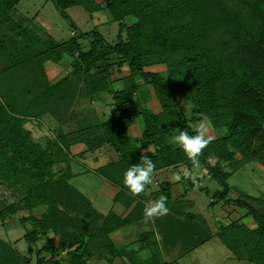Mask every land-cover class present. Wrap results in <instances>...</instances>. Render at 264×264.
<instances>
[{"label": "trees", "instance_id": "obj_1", "mask_svg": "<svg viewBox=\"0 0 264 264\" xmlns=\"http://www.w3.org/2000/svg\"><path fill=\"white\" fill-rule=\"evenodd\" d=\"M20 0H0V182L21 196L0 201V223L17 211L46 206L40 218H20L30 224L20 254L0 240V264H168L159 250H182L186 255L216 237L237 261L264 264V199L248 195L231 198L228 177L253 162L264 172V0H45L68 22L71 35L57 41L32 18L16 13ZM82 7L89 15L106 11L116 23V40L106 43L96 29L81 33L66 9ZM133 22L127 25L126 18ZM88 39L86 50L80 40ZM70 58V70L51 83L47 62ZM113 78V68L120 74ZM162 67L163 73L150 71ZM120 81L114 90L113 81ZM177 97L182 110L178 109ZM96 104L108 111H100ZM190 113L189 119L184 112ZM204 118L215 134L199 157L205 171L200 185L181 178L187 189L207 192L205 178L215 181L209 205L221 203L244 210L254 228L235 221L211 234L207 223L175 209L169 181L133 196L124 186L126 170L142 164V155L156 165L155 173L192 164L171 134L187 130ZM138 118L140 134L127 127ZM44 125L52 134L36 141L26 124ZM47 124V125H46ZM82 144L85 152L107 146L116 158L95 169L117 189L113 203L129 211L101 214L68 180V148ZM141 144L151 152L142 154ZM185 193V191H184ZM167 197L166 216L147 222L133 247H116L109 234L144 221L145 200ZM250 203L259 207L253 208ZM142 225V224H141ZM159 236V240L156 239ZM42 244L34 248L37 241ZM62 257V262L59 260Z\"/></svg>", "mask_w": 264, "mask_h": 264}, {"label": "rangeland", "instance_id": "obj_2", "mask_svg": "<svg viewBox=\"0 0 264 264\" xmlns=\"http://www.w3.org/2000/svg\"><path fill=\"white\" fill-rule=\"evenodd\" d=\"M100 1L101 0H97V2ZM15 10L16 13L20 14L21 16H24L27 19L32 18L39 26H41L45 30L46 34H48L50 37L57 41H66L71 35L68 22L59 16L57 9L50 1L20 0L15 6ZM65 12L69 19L77 27V30L81 33H87L94 28L97 32L101 34L106 43L112 44L113 42H115L117 26L116 23L109 21V17L106 11H99L93 15H89L82 7L77 6L68 8ZM125 22L128 25L133 22V19L131 17L126 18ZM79 43L81 49L86 50L88 45V39L80 40ZM70 61V58L65 57V59L59 64L47 62L44 65L45 73L51 82H55L70 70ZM112 70L113 78H119L120 76H123L127 73L125 66L121 68L120 74H118L114 68ZM150 71L164 74L162 67H152L150 68ZM111 87L114 90L119 89L120 81H113ZM177 103L178 109L182 110L181 101L178 97ZM184 115L187 119H189L190 113L188 111L184 112ZM131 122L132 123L130 124H132L133 126L139 124L138 118H134ZM203 122L206 121L202 117L197 120L193 118L188 123V125L191 130H197L199 125ZM25 127L29 129L31 137L36 141H41V139H43L44 137L52 136L47 127L42 124L37 125L35 123H32L30 125H26ZM133 128L134 127H131L130 131L133 132ZM178 134L179 133L173 132L171 134V137ZM208 134L212 137V139L215 137V134L211 131L209 126ZM171 137H169V142ZM82 149L84 148L82 147ZM139 149L141 150L142 154H147L151 152V149H149L145 144L142 146L140 145ZM146 149L148 150V152L146 151ZM114 154L115 153L113 152L111 156H114ZM99 158L102 159V154L99 155ZM86 160L91 161V156L87 155L85 157H77L74 159V161L83 165L86 164ZM101 162L104 161L102 160ZM185 169L186 168L182 165L179 166V168L174 171V175H169V178L171 180H175L174 176L177 173L181 174V177H183V172ZM189 171H191L192 174L196 177L201 176L205 172L201 167L199 169L192 168ZM92 172L94 177L100 178V176L96 173L95 170ZM162 173L163 172H159V174H153L152 180L155 178V176H159V179H154V181H152V183L150 184L151 187L148 185L149 188H154L155 184L165 179L163 176L167 175L161 176ZM68 181V183L74 189H76L77 191L78 189H80L78 185L79 182H81V179H79L77 176L76 178L70 176V180ZM227 184L230 187L228 196L231 198H236L239 195H248L250 197H260L264 199V172L260 169V167H258L257 164L253 162L241 164L238 169L228 177ZM202 186L207 189V192L197 191L195 187L188 190L186 184L177 185L174 183V185L170 188V198L171 200H175L176 198L182 199L178 205L174 206L175 209L180 210L181 212L191 213L203 219L207 223V228L209 229L211 234L216 233L220 226H224L232 221H235L237 223H243L248 228H254L253 222L249 218L244 217V210L238 209L230 205L225 206L221 203L215 204L214 206L209 205L211 192L218 189V185L215 181L205 178L202 182ZM101 195L102 193L99 191L96 195V199L100 200ZM20 196V194H18L13 189L11 190L9 186L6 185L4 182H0V200L3 199V204L15 202ZM148 199L150 198H147L145 200L146 205ZM150 204L151 203H149V205ZM250 205L253 208L259 210V207L256 204L250 203ZM45 210L46 206L38 205L32 207L29 211L21 210L15 212L11 216H8L4 221L3 225H1L0 223V240L8 242L12 247H14L18 251V253L24 255L27 245L22 239V235L24 234V230L31 231V229L29 223L21 225L18 223V220L27 216L38 219L41 217L42 214H44ZM96 211L101 212L97 209ZM126 213L124 212L122 213V215L119 216H124ZM145 226L146 224L144 221L138 224H133L127 229V232H130L128 233L129 235H127L126 232H122L118 236L119 238H117V240L122 239L123 241L121 242V245L127 244L125 246H127V249H130L133 247L132 244L135 240L136 234L144 230V228H146ZM156 239L159 240L158 235H156ZM111 240L115 244V239ZM11 242H13V244ZM41 244V240L37 241L34 245V248H38ZM165 252V250H159L162 259H164L168 264H247L245 260L237 261L232 258L231 253L221 244V242L216 237H212L209 241L205 242L204 244H202L192 252L187 253L186 255L181 254L182 250H167V253ZM59 260L61 261V263H63L61 256H59ZM119 262V259H113L110 264H119ZM33 263L34 256L31 255L28 259V264ZM88 264L107 263L102 259H92L88 261Z\"/></svg>", "mask_w": 264, "mask_h": 264}, {"label": "crops", "instance_id": "obj_3", "mask_svg": "<svg viewBox=\"0 0 264 264\" xmlns=\"http://www.w3.org/2000/svg\"><path fill=\"white\" fill-rule=\"evenodd\" d=\"M93 14H95V13H92L91 15H93ZM48 80L50 81L49 78H48ZM51 83H53V82H51ZM95 107L98 110H100V111H108L109 110V108L107 106H104V105L96 104ZM131 121L129 122V125L127 127L128 134L131 137H136V136H138L140 134V131H141L142 127L139 124L133 126L132 124H130V123H132ZM32 123H34V122H32ZM32 123H30V124H32ZM30 124L28 123L26 125H30ZM131 127H134L133 128V132L130 131ZM135 128H136V130H135ZM138 128H139V130H138ZM142 145H144V144H141V146ZM146 146L149 149H151L148 145H146ZM82 147L84 149H82ZM111 151H112V149H110L109 147L103 146V147H100L99 149H97V150H95L93 152H85V147L82 144H73V145H71L68 148L69 161L67 163V168H69L73 178L74 177L76 178V176H77L79 179H81V182H79V185H78L80 187V189H78V192H80L85 198H87V200L91 203V206L95 210L96 209L100 210L101 212H99V211L98 212L101 213V214H106L108 211H114V213L116 215H122V213L128 212L130 207L127 208L128 209V211H127V209L122 204L113 203L112 202V198L116 194L117 189L114 186H112L111 184H109L108 182H106L101 177L100 178L99 177H94L93 174H92L93 173L92 171H94L95 169L103 166L105 163L109 162L110 160H113V159L116 158L115 154H114V156H111L113 154V152H111ZM140 152H141V150H140ZM100 154H102V159L99 158ZM87 155L91 156V161H87L86 160L87 162H85L86 163L85 165L79 164L76 161H74V159L77 158V157H85ZM102 160L104 162H101ZM178 168L179 167L174 168V169H169V170L163 172L161 176L167 175V176H163L165 178V179H163V181L172 182L173 184L171 186H173L174 183L177 184V185L178 184H182V183H179L176 180H171L169 178V175H171V174L174 175V171L176 169H178ZM157 174H159V172H157ZM154 179H159V176H157V177L155 176ZM154 179L152 181H154ZM83 190H87V191H83ZM99 191L102 193V195H101L100 200H97L96 199V195L98 194ZM175 200H177V198ZM175 200H172V201H175ZM149 203H152L151 199L147 200V205L145 203V206L146 207L149 206ZM149 222H152V221H149ZM130 226L131 225L119 228V229L113 231L109 235V237L111 239H115V244L116 245L118 244L117 247H121V246L127 245V244H122L121 245V242L123 240L122 239H118L117 240V238H119L118 236L122 232H124V233L126 232V234L129 235L128 233H130V232H127L128 231L127 229ZM11 243L13 244V242H11Z\"/></svg>", "mask_w": 264, "mask_h": 264}, {"label": "clouds", "instance_id": "obj_4", "mask_svg": "<svg viewBox=\"0 0 264 264\" xmlns=\"http://www.w3.org/2000/svg\"><path fill=\"white\" fill-rule=\"evenodd\" d=\"M187 116V114H186ZM178 135L171 137L170 142L179 147L188 160L191 162L193 169L200 168L199 157L203 150L208 146L212 137L208 134V122L199 125L195 135L189 134L187 130H178ZM148 152V150L146 149ZM142 164H135L129 167L124 174V186L133 196H139L145 192L146 186L152 183L153 174L156 169L155 163L146 155H142ZM183 177L192 181L195 187L200 185L197 177L191 171L185 169ZM181 174L174 176L176 181L181 180ZM167 197L161 195L144 209V222L154 221L156 218L166 216L169 212L167 207Z\"/></svg>", "mask_w": 264, "mask_h": 264}]
</instances>
